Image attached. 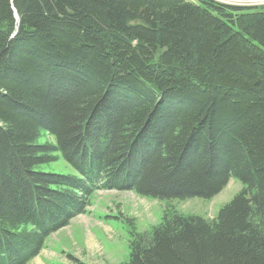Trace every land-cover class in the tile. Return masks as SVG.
Listing matches in <instances>:
<instances>
[{
	"label": "trees",
	"instance_id": "1",
	"mask_svg": "<svg viewBox=\"0 0 264 264\" xmlns=\"http://www.w3.org/2000/svg\"><path fill=\"white\" fill-rule=\"evenodd\" d=\"M59 153L74 174L38 168ZM231 178L216 215L166 212L121 264H264V10L0 0V264L30 263L96 191L212 198Z\"/></svg>",
	"mask_w": 264,
	"mask_h": 264
},
{
	"label": "rangeland",
	"instance_id": "2",
	"mask_svg": "<svg viewBox=\"0 0 264 264\" xmlns=\"http://www.w3.org/2000/svg\"><path fill=\"white\" fill-rule=\"evenodd\" d=\"M197 2V0H187ZM52 135L40 136L38 143L54 142ZM55 162L38 166L42 171L70 173L75 170L58 154ZM244 185L231 178L214 197L159 199L139 196L131 191H96L92 195L90 216H78L68 226L52 233L41 254L28 264H121L129 258L132 232H149L166 212L195 214L211 218ZM73 258V259H72Z\"/></svg>",
	"mask_w": 264,
	"mask_h": 264
},
{
	"label": "built area",
	"instance_id": "3",
	"mask_svg": "<svg viewBox=\"0 0 264 264\" xmlns=\"http://www.w3.org/2000/svg\"><path fill=\"white\" fill-rule=\"evenodd\" d=\"M224 6L260 8L264 10V0H211Z\"/></svg>",
	"mask_w": 264,
	"mask_h": 264
},
{
	"label": "crops",
	"instance_id": "4",
	"mask_svg": "<svg viewBox=\"0 0 264 264\" xmlns=\"http://www.w3.org/2000/svg\"><path fill=\"white\" fill-rule=\"evenodd\" d=\"M91 215V211L87 212L86 214L80 215V216H90Z\"/></svg>",
	"mask_w": 264,
	"mask_h": 264
}]
</instances>
